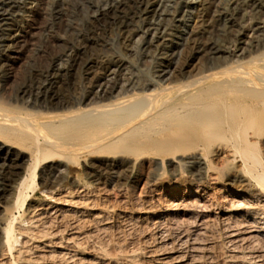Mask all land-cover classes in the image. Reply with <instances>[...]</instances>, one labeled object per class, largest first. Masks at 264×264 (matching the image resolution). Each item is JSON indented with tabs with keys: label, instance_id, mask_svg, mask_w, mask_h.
Instances as JSON below:
<instances>
[{
	"label": "rangeland",
	"instance_id": "1",
	"mask_svg": "<svg viewBox=\"0 0 264 264\" xmlns=\"http://www.w3.org/2000/svg\"><path fill=\"white\" fill-rule=\"evenodd\" d=\"M120 1L0 0V106L24 114L61 112L44 101L57 90L55 75L78 53H84L79 74L64 86L71 103L85 96L84 107L104 103L99 98L108 89L116 100L138 82L151 92L186 62L188 34L201 11L199 26L233 49L234 61L251 47L256 26L264 22V10L247 7L231 24L222 16L229 0H152L155 12L137 15L130 26L103 22ZM222 26L232 27L233 39L220 34ZM167 31L170 37L157 43ZM200 38L202 44L211 40ZM260 133L256 149L264 167ZM216 146L199 148L205 158L199 165L169 163L150 153L131 156L124 180L122 154L55 161L31 183L27 205L12 211L29 154L0 142V260L6 223L14 217L18 227L25 218L42 215L36 219L39 230L47 227L51 237L38 241L30 255L40 264H264V191L253 179L263 167L252 169V176L242 155ZM14 158L19 178L9 179L5 173ZM245 170L253 178L244 176ZM24 237L18 246L26 247Z\"/></svg>",
	"mask_w": 264,
	"mask_h": 264
},
{
	"label": "bare ground",
	"instance_id": "2",
	"mask_svg": "<svg viewBox=\"0 0 264 264\" xmlns=\"http://www.w3.org/2000/svg\"><path fill=\"white\" fill-rule=\"evenodd\" d=\"M153 4L152 0H121L101 20H112L114 23L130 26L137 15L153 14ZM247 7H252L254 12H262L264 0H229L227 6L222 8V16L228 18L232 24L237 18H241ZM203 17L201 11L188 34L184 65L175 69L164 83L155 84L151 92H148L147 83L137 81L138 83L131 89H126L116 100L112 99L108 89L99 98L104 103L99 101L96 105L84 107L88 96L71 103L67 100L64 86L68 85L70 77L75 78L79 74L84 53H78L66 71L55 75L57 90L54 91L53 88L54 93L44 101L56 110L61 109V112L24 114L0 106V142L8 148L26 152L30 161L25 175L20 177L12 211L27 205L31 183L44 175L50 164L71 158H76L74 160L77 161V158L125 155L126 170L121 178L124 180L127 170L133 164L131 156H138L139 159L150 153L152 156L155 154L163 157L169 163L176 159L199 165L205 159L199 149L201 146L211 150L220 145L237 156L242 155L250 175L253 174L252 169L263 167L256 147L258 141H261H257V135L264 131V22L256 26L251 47H247L237 56L240 60L234 61L232 58L236 54L233 49L219 45L217 37H214L215 41L211 39L213 34L210 30L205 31L199 26ZM222 27L218 29L223 37L237 34L232 27ZM203 36H208L211 40L202 44L199 38ZM167 37H170L168 31L158 37L157 43L165 41ZM91 68L87 65L85 74H90ZM19 169L18 160L11 159L6 177L17 178ZM247 171L244 174L249 176ZM256 172L255 176L252 175L254 178L249 177L256 180L255 186L264 191V167L262 171ZM57 191L63 190L58 188ZM37 218H25L19 222L18 227L14 223V217L13 220L6 221L0 264L39 263L35 256H30L31 252L37 250L35 246L38 241H49L51 234L47 233V227L46 231L42 230L44 226L39 230ZM21 235L26 238L25 243L23 242L26 247L18 246ZM26 244L32 246L27 248ZM65 262L66 260H57L52 264Z\"/></svg>",
	"mask_w": 264,
	"mask_h": 264
}]
</instances>
